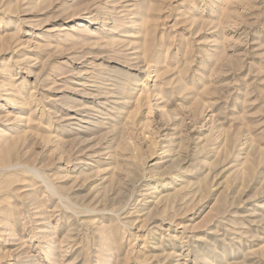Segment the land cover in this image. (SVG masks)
Segmentation results:
<instances>
[{
  "label": "rangeland",
  "instance_id": "374dc122",
  "mask_svg": "<svg viewBox=\"0 0 264 264\" xmlns=\"http://www.w3.org/2000/svg\"><path fill=\"white\" fill-rule=\"evenodd\" d=\"M0 264H264V0H0Z\"/></svg>",
  "mask_w": 264,
  "mask_h": 264
},
{
  "label": "bare ground",
  "instance_id": "6f19581e",
  "mask_svg": "<svg viewBox=\"0 0 264 264\" xmlns=\"http://www.w3.org/2000/svg\"><path fill=\"white\" fill-rule=\"evenodd\" d=\"M114 71V70H113ZM112 71V72H113ZM116 71V70H115ZM124 71V70H123ZM115 73V72H114ZM119 74V73H118ZM120 75V74H119ZM118 75V76H119ZM127 75V74H126ZM107 76V75H106ZM104 78V77H103ZM113 78H115V77H113ZM116 79V78H115ZM122 80V79H121ZM112 81V80H111ZM115 81V80H114ZM120 81V80H119ZM118 82V81H117ZM120 82H122V81H120ZM119 82V83H120ZM125 83V82H124ZM119 86H121V85H119ZM122 89V88H121ZM118 92V91H117ZM121 92V91H120ZM122 93V92H121ZM117 94H119V93H117ZM106 95V94H105ZM121 95V94H120ZM114 97V96H113ZM115 99V98H114ZM119 100V99H118ZM103 101V100H102ZM104 103V102H103ZM102 105V104H101ZM70 106V105H69ZM72 106V105H71ZM74 106V105H73ZM79 107V106H78ZM91 107V106H90ZM72 108H75V107H72ZM96 108V107H95ZM79 109V108H78ZM86 110H84L83 112V114L81 113V112H77L78 110H75V112H74V114H73V116L71 115L70 117H72V118H74L75 119V122H73V120L71 119V121H72V123L73 124H75V125H79V122H88V119H89V114H91L90 113V111H88L90 108H85ZM88 109V110H87ZM113 109V108H112ZM96 110V109H95ZM80 111V110H79ZM96 114V113H95ZM105 115V114H104ZM93 116V115H92ZM91 117V116H90ZM88 118V119H87ZM91 120V119H90ZM71 123V124H72ZM91 123V121H89V124ZM87 124V123H86ZM96 124V123H95ZM83 125V124H82ZM84 126V125H83ZM85 126H87V127H85L84 129H86V128H88V124L87 125H85ZM90 126V125H89ZM78 127V126H77ZM95 127V126H94ZM80 128V127H79ZM77 129V128H76ZM83 129V130H84ZM89 129H91L90 127H89ZM94 130V129H93ZM85 131V130H84ZM86 131H87V129H86ZM91 133V132H90ZM79 136V135H78ZM77 136V137H78ZM81 139V138H80ZM151 147V146H150ZM190 155V154H189ZM191 156V155H190ZM122 157V156H121ZM122 159H123V157H122ZM126 160V159H125ZM123 168V167H122ZM176 168V167H175ZM180 169V168H179ZM168 173H170V172H168ZM172 173V172H171ZM174 177V176H173ZM129 178V177H128ZM133 178V177H132ZM126 183V182H125ZM125 185V184H124ZM157 197V196H156ZM12 237V236H11ZM15 239V238H14Z\"/></svg>",
  "mask_w": 264,
  "mask_h": 264
}]
</instances>
